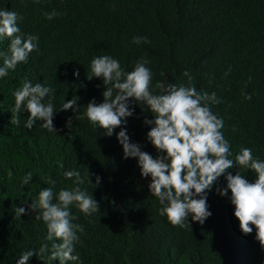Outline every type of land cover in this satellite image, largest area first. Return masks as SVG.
I'll return each instance as SVG.
<instances>
[{"label": "trees", "instance_id": "16d2710c", "mask_svg": "<svg viewBox=\"0 0 264 264\" xmlns=\"http://www.w3.org/2000/svg\"><path fill=\"white\" fill-rule=\"evenodd\" d=\"M0 9L15 11L22 17L21 32L39 37V50L28 62L0 78V264H16L23 252L43 243L51 248L54 241H46L47 227L35 219L37 213L19 218L14 210L25 206L21 201L36 200L41 188L53 187L49 176L56 181L54 193L74 187L65 170L80 172L85 180L80 187L100 206L91 216L71 206L78 217L74 222L85 228L75 245L83 264H264L255 226L251 234H242L230 190L228 196L216 191L226 187L224 176L207 193L212 215L203 224L189 217V227H173L158 214L161 205L149 192L150 177H141L137 159L123 158L116 138L121 129L108 137L84 116L90 100L103 101L102 79H87L94 57L110 55L126 71L144 57L151 62L154 91H159L157 81L189 84L183 75L189 71L198 91L216 93L221 103L210 107L224 120L230 159L249 147L264 160V0H0ZM53 10L60 15L46 19L44 13ZM136 36L150 43L135 44ZM9 43L0 40V51L7 52ZM25 77L53 89L56 133L42 128L41 121L27 129L23 110L19 125L10 123L13 91ZM74 95L80 97L79 111H60ZM132 106L127 134L156 157L143 123L152 113L142 104ZM229 171H240L249 182L256 178L239 166ZM29 172L32 182L23 185ZM97 176L101 182L95 187ZM29 264L60 261L33 256Z\"/></svg>", "mask_w": 264, "mask_h": 264}, {"label": "clouds", "instance_id": "9594fccd", "mask_svg": "<svg viewBox=\"0 0 264 264\" xmlns=\"http://www.w3.org/2000/svg\"><path fill=\"white\" fill-rule=\"evenodd\" d=\"M58 15L60 13L55 10L44 13L48 20ZM21 19L15 11L0 9V40L10 41L7 52L0 51V78L8 76L10 70L15 71L19 64L27 63L30 54L39 50L38 35L22 33L18 26ZM142 42L150 43L146 37H133V43ZM150 63V60L141 57L131 71H126L110 55L94 57L87 79H102L103 101L97 103L95 99L90 100L84 116L94 126L103 129L108 137L116 128L121 129L116 138L123 148V158L137 159L141 177H150L149 192L161 205L158 214L166 217L173 227H189V217L203 224L212 215L207 193L224 176L226 187L217 188V193L228 196L230 190V203L234 206V216L239 221L241 233L249 235L255 226V239L264 249V160L254 157L249 147H241L235 158L230 159L231 145L222 131L224 120L210 107V104L221 103L216 93L198 91L191 83L194 78L189 71L183 73L189 84L168 83L165 86L157 81L154 87L159 91H154L153 72L147 66ZM79 75V70H76L74 76L78 78ZM52 93L50 86L40 82L33 84L25 77L22 85L13 91L14 107L10 123L19 125V114L23 110L28 113L27 129H32L37 121H41L42 128L56 133L54 96L49 98ZM251 98V95H245V99ZM79 99L74 95L63 103L60 111L71 109L78 112ZM134 104H142L152 113L153 118L145 117L143 123L149 126L146 138L158 153L156 157L143 151L142 146L132 142L127 134V118L134 116ZM71 123L69 117L66 126ZM59 166L63 168V164ZM234 166L251 170L256 174L255 181L249 182L240 171L233 175L229 169ZM63 175L65 179L73 180L75 186L54 193L56 181L49 176L47 182L53 187L41 188L31 204L24 200L21 203L25 206L15 207V216L19 218L29 212L37 213L35 219L42 220L47 227L46 241H54L51 248L48 243H43L39 249L23 252L16 264H29L33 256L40 260L47 257L49 261L58 258L60 264H83L75 245L85 228L74 222L78 217L72 214L71 206L75 205L85 216L98 212L100 206L92 194L80 187L85 180L79 171L65 170ZM32 179V173H26L21 183L29 185ZM88 182L91 183L90 178ZM100 182L101 178L97 176L95 187ZM57 240L60 242L57 243Z\"/></svg>", "mask_w": 264, "mask_h": 264}]
</instances>
